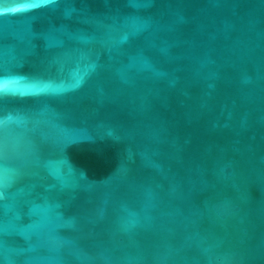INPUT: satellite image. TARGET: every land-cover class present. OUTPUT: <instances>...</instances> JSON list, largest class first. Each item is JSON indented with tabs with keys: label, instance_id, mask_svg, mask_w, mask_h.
<instances>
[{
	"label": "water",
	"instance_id": "1",
	"mask_svg": "<svg viewBox=\"0 0 264 264\" xmlns=\"http://www.w3.org/2000/svg\"><path fill=\"white\" fill-rule=\"evenodd\" d=\"M0 264H264V0H0Z\"/></svg>",
	"mask_w": 264,
	"mask_h": 264
}]
</instances>
